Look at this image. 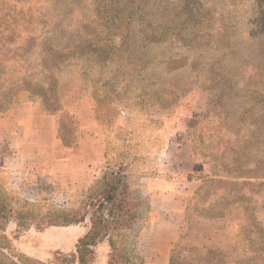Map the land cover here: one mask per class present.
<instances>
[{"label":"rangeland","instance_id":"374dc122","mask_svg":"<svg viewBox=\"0 0 264 264\" xmlns=\"http://www.w3.org/2000/svg\"><path fill=\"white\" fill-rule=\"evenodd\" d=\"M12 85L42 92L61 158L0 176V264H79L87 224L46 223L119 169L128 264H264V0H0Z\"/></svg>","mask_w":264,"mask_h":264},{"label":"trees","instance_id":"16d2710c","mask_svg":"<svg viewBox=\"0 0 264 264\" xmlns=\"http://www.w3.org/2000/svg\"><path fill=\"white\" fill-rule=\"evenodd\" d=\"M91 38L93 39L91 41L101 45L107 42L104 36H91ZM92 47L93 45L89 44L88 48ZM97 47L99 45H95L94 49H98ZM68 53L72 54L71 50ZM83 54L87 55V52ZM132 61L133 57L128 56L127 63ZM41 97H43L42 92L38 88L29 86L20 88L12 85L0 90V112L37 102L36 100ZM43 112L46 113L44 110ZM123 173L122 169L104 172L103 177L97 182L96 189L85 196L79 207L61 212L46 223L49 226L87 224L88 231L77 246L79 264H89L88 259L92 255L90 248L105 240H108L112 247L110 264L129 263L128 253L133 243L132 233L134 226L142 219L143 213L140 210L142 207L140 199L138 201V198L134 200L128 198L129 186L125 182L126 177ZM23 185L27 202L35 203L39 198V190L28 184ZM135 206L139 208L137 212Z\"/></svg>","mask_w":264,"mask_h":264},{"label":"crops","instance_id":"0c3cea01","mask_svg":"<svg viewBox=\"0 0 264 264\" xmlns=\"http://www.w3.org/2000/svg\"><path fill=\"white\" fill-rule=\"evenodd\" d=\"M60 153L53 118L39 103L0 112V176L19 170L34 174L49 158L60 159Z\"/></svg>","mask_w":264,"mask_h":264}]
</instances>
